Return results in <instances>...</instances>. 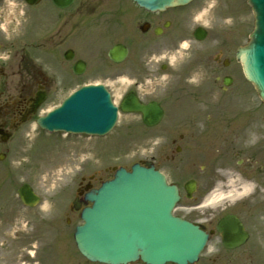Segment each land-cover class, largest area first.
Returning <instances> with one entry per match:
<instances>
[{
	"label": "rangeland",
	"instance_id": "374dc122",
	"mask_svg": "<svg viewBox=\"0 0 264 264\" xmlns=\"http://www.w3.org/2000/svg\"><path fill=\"white\" fill-rule=\"evenodd\" d=\"M48 1L42 0L38 7L31 9L24 0H0V26L7 31L0 38H6L8 32V37L12 38L25 23L36 24L43 15L40 12L52 10ZM33 9L38 12L34 18H29ZM193 9H199V19L210 31V37L204 43L207 45L202 44L206 46L203 50L208 48L210 53V80L206 81L203 90L199 89L201 85L193 86V82L187 83L188 88L182 84L184 88L179 89V81L174 79L180 73L177 60L187 50H181L178 55L171 54L170 59L164 60L170 64L169 71L156 82L143 81L138 90L144 101L155 99L165 108L166 116L159 126L149 129L138 116L122 115L114 131L105 137L48 135L38 130L29 132L37 134L36 137L20 136L8 143L9 154L0 162V264H98L85 259L76 247L73 235L79 219L73 218L70 224L66 223L60 208L62 204L71 203L74 189L82 177L96 175L94 184L98 185L100 178L102 181L113 177V167L130 169L133 164L144 161H153L171 183L183 186L189 179H195L200 190L198 198L202 194L203 199L206 197L209 180L220 183L229 177L226 169L232 174L236 171L241 174L240 181L254 183L260 219V229L256 230L259 243L257 247H247L243 251L255 253V257L251 261L244 260V264H264V103L241 70L240 73L230 68L222 72L212 61L220 52L232 58L239 46L249 42L254 26L253 14L245 0H201ZM194 25L196 23L190 29ZM156 65L154 63V68ZM143 68L134 66L133 72L143 76L146 73ZM227 70L236 76V83L223 92L217 76L228 74ZM195 73L190 78L197 81L200 73ZM204 73L208 75L206 71ZM168 83L172 86L167 88ZM122 85L114 86L118 101L125 93ZM70 93H58L51 108ZM184 99H189L186 100L189 107L185 115L181 113L185 109ZM210 115L224 118L225 122L242 115L246 127L233 131L235 125L226 124L231 128L223 131L222 138L214 134V139L210 136V126L216 128L224 119L209 120L207 116ZM181 134L186 135L183 141ZM177 146L182 150L178 152ZM217 158L220 161H215ZM24 183H29L42 198L33 209L25 207L18 197V189ZM184 202L194 203L186 199ZM202 203L200 201V207L195 206L183 214L206 223L208 206ZM234 203L224 199L212 203L210 208L218 215ZM217 243L210 247L211 258H220L214 264H227L241 256L242 251L226 253ZM207 259L206 252L196 264H209Z\"/></svg>",
	"mask_w": 264,
	"mask_h": 264
},
{
	"label": "flooded vegetation",
	"instance_id": "af4514ba",
	"mask_svg": "<svg viewBox=\"0 0 264 264\" xmlns=\"http://www.w3.org/2000/svg\"><path fill=\"white\" fill-rule=\"evenodd\" d=\"M50 1L52 10L45 16L40 15L41 18L36 24L23 25L12 38L8 37L10 34L4 39L0 38V150L6 148L7 143H3V138L11 141L21 135L29 136L30 131H37L38 118L48 113L58 93L76 91L87 85L104 84L112 91L113 99L117 103V97L113 93L114 86L120 87L123 83L126 93L121 96L118 104L120 107L127 94H138L137 90L141 88L143 81H158L162 73L169 69L164 60L171 54L178 53L183 41L189 39L190 35L195 38L196 29L202 26L198 24L190 29L193 23L202 20L199 19V9H193L198 3L152 10L138 5L133 0H74L72 6L59 9L52 0ZM188 30L192 31L188 33ZM0 35H3L1 31ZM115 47H118L117 56L123 57L121 62H116L110 57V51ZM200 47L202 46L198 44L192 45L180 61L179 65L184 66L186 71L174 76V79L179 81V89L184 88L182 84L188 88L187 83L195 81L190 78L195 72L200 73V79L195 81L194 85H201L199 89H204L206 81L210 80V53L203 51L204 46L202 49ZM226 59L222 53L216 54L213 64L220 71L232 66L237 67L236 61ZM154 63L157 64L155 68ZM134 66L145 67L147 70H142L146 73H143V76L138 73L136 75L133 72ZM227 77L230 76L222 77L223 85ZM217 79L220 80V76ZM171 86L172 83L167 84V87ZM150 101L152 100L148 102ZM138 117L142 119L141 115ZM208 118L221 119L210 116ZM229 119L232 121L221 123L216 128L210 126V136L213 135L216 139L215 134L222 138L223 131L231 128L226 124H234L233 131L246 127L243 121L245 116L237 115ZM183 137L182 135L181 138ZM7 151L6 149L5 152ZM226 170L229 177L225 181L221 180L224 182L208 181L205 192L209 207L205 224L183 214L193 209L195 204L189 205L183 202L182 198L177 210L180 212L179 216L200 223L206 230L209 236V264L220 260L217 256H210V247L217 242L226 253L235 254L242 251L241 256H236L227 264H238L241 259V264H244V260L251 261L255 253L252 250H248V253L243 251L247 247H257L259 243L256 237V230L260 229L256 210L257 198L252 195L248 200L226 206L222 213L215 215L210 210V199L219 191L226 195L225 197H231L233 192L230 193V182L239 183L242 177L237 171L232 174L231 170ZM96 177L95 175L90 179L83 178L76 188L73 198L78 201V206L70 203L61 207L68 224L73 218L80 220L82 209L90 205H86L84 200L88 186L98 188L104 181H100V178L95 186ZM179 188L183 195L184 186ZM239 188L235 186L233 191H238ZM236 200L238 198L233 199ZM229 215H235L244 225L243 232L249 234L246 243L233 250L223 247L222 237L216 231L218 221Z\"/></svg>",
	"mask_w": 264,
	"mask_h": 264
},
{
	"label": "water",
	"instance_id": "95a60500",
	"mask_svg": "<svg viewBox=\"0 0 264 264\" xmlns=\"http://www.w3.org/2000/svg\"><path fill=\"white\" fill-rule=\"evenodd\" d=\"M27 1L34 4L37 0ZM135 1L162 8L192 0ZM247 1L254 12L255 31L249 45L239 49L237 58L264 102V0ZM54 2L59 7H67L73 0ZM123 109L141 112L147 126L157 125L163 116L157 103L142 105L133 95L128 96ZM116 120L117 109L112 105L109 93L98 86L82 88L61 107L40 118L38 123L51 132L105 135ZM186 190L190 197L195 186L188 185ZM19 196L30 207L40 201L28 184L19 190ZM179 199L178 188L170 186L152 164H136L131 172L120 168L114 179L86 195V201L93 205L83 210V224L76 228L77 248L89 261L104 264H128L138 260L146 264H193L199 260L208 235L199 226L174 216L173 210ZM217 229L227 248L243 242L238 234L246 237L241 225L233 218H224Z\"/></svg>",
	"mask_w": 264,
	"mask_h": 264
},
{
	"label": "bare ground",
	"instance_id": "6f19581e",
	"mask_svg": "<svg viewBox=\"0 0 264 264\" xmlns=\"http://www.w3.org/2000/svg\"><path fill=\"white\" fill-rule=\"evenodd\" d=\"M229 185H230L229 189H231L234 194L238 192V191H233L235 186H239L240 187L239 192H241L242 194H247L254 188V185L249 183V182L238 183V182H235V181H231ZM232 192H230V193H232ZM222 196H223V193L222 192H218V193L215 194L214 199H212V201L217 200L215 198H219V197H222Z\"/></svg>",
	"mask_w": 264,
	"mask_h": 264
}]
</instances>
